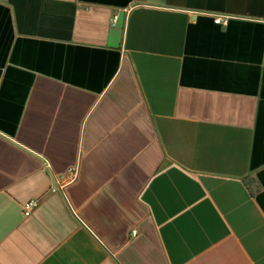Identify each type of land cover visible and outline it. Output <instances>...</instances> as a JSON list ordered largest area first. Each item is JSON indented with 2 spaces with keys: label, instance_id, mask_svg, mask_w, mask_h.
Returning <instances> with one entry per match:
<instances>
[{
  "label": "crops",
  "instance_id": "1",
  "mask_svg": "<svg viewBox=\"0 0 264 264\" xmlns=\"http://www.w3.org/2000/svg\"><path fill=\"white\" fill-rule=\"evenodd\" d=\"M0 264H264V0H0Z\"/></svg>",
  "mask_w": 264,
  "mask_h": 264
},
{
  "label": "built area",
  "instance_id": "2",
  "mask_svg": "<svg viewBox=\"0 0 264 264\" xmlns=\"http://www.w3.org/2000/svg\"><path fill=\"white\" fill-rule=\"evenodd\" d=\"M117 16L114 17V20H116ZM215 21L217 23H220V24H225L227 22V17H223V16H218ZM74 169H72L73 171ZM54 190L57 189V187H54L53 188ZM39 199L38 198H33V199H30L28 200L27 202L24 203L23 205V211H24V215L25 216H28L32 213V211L38 206L39 204ZM135 233V232H134Z\"/></svg>",
  "mask_w": 264,
  "mask_h": 264
}]
</instances>
